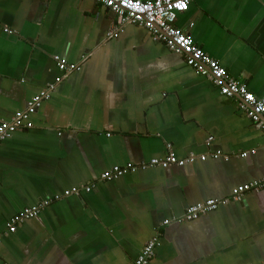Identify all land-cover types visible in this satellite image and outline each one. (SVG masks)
<instances>
[{"label":"crops","instance_id":"crops-1","mask_svg":"<svg viewBox=\"0 0 264 264\" xmlns=\"http://www.w3.org/2000/svg\"><path fill=\"white\" fill-rule=\"evenodd\" d=\"M117 21L95 0H0V121L56 83L34 126L0 145V264H133L155 236L150 264H264V189L178 220L264 177V131L147 28L114 36ZM176 25L264 99V0H191ZM170 152L207 159L101 177ZM82 185L93 189L64 195Z\"/></svg>","mask_w":264,"mask_h":264},{"label":"built area","instance_id":"built-area-1","mask_svg":"<svg viewBox=\"0 0 264 264\" xmlns=\"http://www.w3.org/2000/svg\"><path fill=\"white\" fill-rule=\"evenodd\" d=\"M105 7L111 9L117 15V31L113 33L118 36L119 32L127 24H137L147 28L158 40L164 42L169 49L184 56L186 63L192 67L196 73L209 77L215 85L218 86L220 93L228 97H236L240 100V108L264 131V99L258 97L251 91L245 82H241L233 78L227 69L219 60L212 57L200 45H198L193 37L182 31L177 25L176 20L179 14L188 11L191 0H95ZM8 31V29H6ZM54 60L61 71L69 72L79 70L80 66L69 63L60 56H55ZM61 78L57 77L56 82H60ZM56 88V83L50 84L46 89L33 96L27 104L26 109L18 111L14 118L10 121H0V145L3 141L12 136L18 130L32 128L34 126L31 121V115L35 114L42 106L43 101L50 98V93ZM255 150L241 153L242 157H248ZM215 154V157H218ZM197 159L202 161L207 156L189 154L185 158H179L174 152L168 153L164 158H152L142 161L139 164L127 163L125 165H115L111 169L106 170L101 177L106 180H112L122 175L138 169H148L160 166L168 168L171 165H185L192 163ZM92 185L74 186L67 190L64 195H79L83 191H92ZM251 189H264V177L254 180L250 183L239 185L232 191L230 197L224 199H208L205 202L190 205L186 210L184 217L179 221H191L198 219L200 216L215 210L220 204L228 203L231 200L241 201L245 193ZM63 195H55L45 198L37 204L25 207L18 213L13 215L7 222L9 232H15L18 224L30 219L38 218L41 211L50 204L51 201L60 199ZM171 220H165L167 224ZM0 238V245H1ZM160 238L155 236L144 246L141 254L137 257L133 264H150L151 259L155 255V250L160 246Z\"/></svg>","mask_w":264,"mask_h":264}]
</instances>
